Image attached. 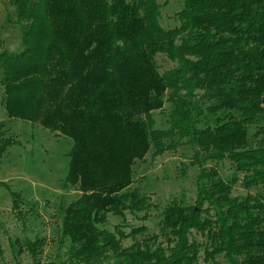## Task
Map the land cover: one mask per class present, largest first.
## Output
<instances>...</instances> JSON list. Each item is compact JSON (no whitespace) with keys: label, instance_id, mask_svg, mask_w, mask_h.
<instances>
[{"label":"trees","instance_id":"trees-1","mask_svg":"<svg viewBox=\"0 0 264 264\" xmlns=\"http://www.w3.org/2000/svg\"><path fill=\"white\" fill-rule=\"evenodd\" d=\"M13 5L23 49L10 52L0 38L7 117L73 140L65 185L81 195L64 210L59 264H200L193 230L208 231L230 264H264V136L249 146L252 126L264 135V0H182L170 28L158 0ZM158 54L176 65L161 71ZM167 103L168 127L157 128ZM15 143L6 138L0 158ZM181 146L200 168L195 203H169L160 233L124 247L146 227L112 231L109 216L145 219L154 206L132 187L134 164ZM226 160L233 172L224 178ZM237 185L259 191L234 196ZM44 241H23L34 264Z\"/></svg>","mask_w":264,"mask_h":264},{"label":"rangeland","instance_id":"rangeland-1","mask_svg":"<svg viewBox=\"0 0 264 264\" xmlns=\"http://www.w3.org/2000/svg\"><path fill=\"white\" fill-rule=\"evenodd\" d=\"M158 1L162 4V25L167 28L176 26L175 13L181 9L182 0ZM0 38L4 48L10 52L23 49L13 0H0ZM156 60L161 71L176 65L165 54H158ZM2 78L3 71L0 69V81ZM3 94L4 87L0 83V144L8 137L16 143L9 145L0 158V264H34V258L23 241L38 237L45 239L43 252L39 255L42 264H59L61 257L66 258L63 255L68 245H62L59 240L64 210L81 195L77 187L65 185L73 140L39 124L10 120L2 103ZM169 109L167 103L162 111L155 112L157 128L168 127ZM257 130L256 126L250 128V147L259 146L264 136H256ZM193 155V148L181 146L176 151L169 150L157 156L151 150L143 159L137 160L133 166L132 187L148 195L154 206L145 219L140 218L145 213L139 214V217L130 213L125 217L109 216L105 227L112 231L117 225H123L121 227L126 232L146 227L144 233L126 238L124 247L160 233L162 211L169 203L174 200L184 205L195 203L200 168L191 164ZM184 164H189L185 175L182 174ZM232 172V163L226 160L220 167V173L226 178ZM12 191L20 200L18 211L13 208ZM258 191L256 187L246 189L237 185L233 195L247 196ZM191 236L201 250L200 264H230L222 252L214 250V240L209 237L208 231L193 230Z\"/></svg>","mask_w":264,"mask_h":264}]
</instances>
